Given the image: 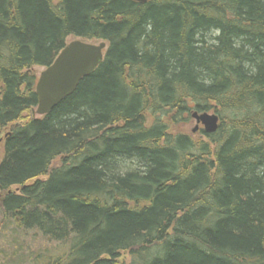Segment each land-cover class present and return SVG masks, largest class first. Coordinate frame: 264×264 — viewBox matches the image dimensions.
Masks as SVG:
<instances>
[{
	"label": "trees",
	"instance_id": "obj_1",
	"mask_svg": "<svg viewBox=\"0 0 264 264\" xmlns=\"http://www.w3.org/2000/svg\"><path fill=\"white\" fill-rule=\"evenodd\" d=\"M69 38L104 61L31 116ZM195 112L218 131H177ZM1 134L0 209L66 245L45 264H264V0H0Z\"/></svg>",
	"mask_w": 264,
	"mask_h": 264
},
{
	"label": "water",
	"instance_id": "obj_2",
	"mask_svg": "<svg viewBox=\"0 0 264 264\" xmlns=\"http://www.w3.org/2000/svg\"><path fill=\"white\" fill-rule=\"evenodd\" d=\"M139 4H148L154 0H132ZM107 43L94 44L76 40L68 44L59 54L55 62L41 73L36 94L38 107L35 114L39 117L49 115L67 98L71 97L80 83L91 76L104 61ZM197 128L203 126V131L212 135L220 126V119L216 114L197 112L192 114ZM1 142V140H0Z\"/></svg>",
	"mask_w": 264,
	"mask_h": 264
},
{
	"label": "rangeland",
	"instance_id": "obj_3",
	"mask_svg": "<svg viewBox=\"0 0 264 264\" xmlns=\"http://www.w3.org/2000/svg\"><path fill=\"white\" fill-rule=\"evenodd\" d=\"M74 41H76L75 38H69L68 44ZM44 70V68H34L33 71L36 74L37 81ZM35 111H32L30 115L39 117L35 114ZM196 128V121L191 118L186 126H180L176 130L186 134H192L196 140H204L202 134L203 126H200L194 133ZM0 137L3 139L4 134H1ZM3 157L4 142L2 140L0 142V163ZM59 164L60 159L54 163V166ZM11 191L18 192V188L14 187ZM3 196L4 194L0 192V202ZM65 250V244L50 242L36 231L19 229L12 219L5 217L0 209V264H45L49 259L54 260L58 256H62ZM129 261L130 257L128 255H121V263H128Z\"/></svg>",
	"mask_w": 264,
	"mask_h": 264
}]
</instances>
